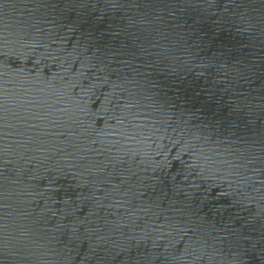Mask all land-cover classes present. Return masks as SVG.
<instances>
[{
  "label": "water",
  "instance_id": "water-1",
  "mask_svg": "<svg viewBox=\"0 0 264 264\" xmlns=\"http://www.w3.org/2000/svg\"><path fill=\"white\" fill-rule=\"evenodd\" d=\"M0 264H264V0H0Z\"/></svg>",
  "mask_w": 264,
  "mask_h": 264
}]
</instances>
